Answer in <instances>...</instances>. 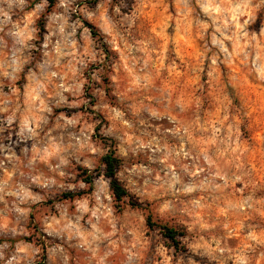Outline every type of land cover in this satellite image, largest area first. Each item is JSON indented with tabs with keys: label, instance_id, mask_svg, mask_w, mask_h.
Segmentation results:
<instances>
[{
	"label": "clouds",
	"instance_id": "obj_1",
	"mask_svg": "<svg viewBox=\"0 0 264 264\" xmlns=\"http://www.w3.org/2000/svg\"><path fill=\"white\" fill-rule=\"evenodd\" d=\"M0 264H264V0H0Z\"/></svg>",
	"mask_w": 264,
	"mask_h": 264
}]
</instances>
